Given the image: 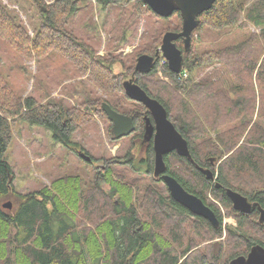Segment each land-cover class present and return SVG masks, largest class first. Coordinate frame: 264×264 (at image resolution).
Returning <instances> with one entry per match:
<instances>
[{
  "label": "trees",
  "instance_id": "obj_1",
  "mask_svg": "<svg viewBox=\"0 0 264 264\" xmlns=\"http://www.w3.org/2000/svg\"><path fill=\"white\" fill-rule=\"evenodd\" d=\"M29 2L33 37L19 13L0 0V45L35 59L38 68L59 57L70 64L66 68L70 79L87 76L103 95L95 89H80L81 83L70 89L65 84L62 98H52L46 81L43 92L37 86L38 100L24 97L13 89L0 63V264H229L256 245L264 247L259 211H235L226 194L227 189L233 190L264 210V0H217L198 17L189 51L185 52L183 39L175 42L183 52L179 75L167 62L160 66L163 58L156 60L149 74L135 71V66L141 55L155 57L165 33L182 31L180 12L162 18L142 0ZM96 5L102 12L115 10L128 17H133L131 10L152 15L155 27H150L128 59L113 54L126 41V27L122 28L124 36L114 39L117 43L109 55L99 57L95 48L99 38L89 35V31H98ZM77 16L87 34L83 38L73 28ZM252 26L259 33L250 31L232 44L207 46L199 41L205 29L220 32ZM118 65L122 71L115 73ZM159 70L169 81L158 76ZM132 77L165 107L169 120L189 144L193 161L172 152L164 157L166 173L214 211L218 228L162 192V179L151 176L153 139L147 145L146 159L136 162L129 150L124 163L106 161L105 172H94L90 181L68 175L27 194L14 190L7 151L13 127L20 120L46 129L56 144L76 146L79 154L92 159L89 165L94 158L72 142V136L92 120V114L108 124L107 132L116 141L104 103L134 119L131 140L143 137L146 120L153 123V119L144 105L126 95L123 83ZM120 163L129 173L141 174L146 168L143 172L150 183L141 186L135 179L129 183L128 177L114 170ZM198 167L211 170L215 180L207 179ZM209 194L237 222V227L227 228L225 240H221L222 210L210 201ZM10 197L16 198L15 207L4 209L3 201Z\"/></svg>",
  "mask_w": 264,
  "mask_h": 264
},
{
  "label": "rangeland",
  "instance_id": "obj_2",
  "mask_svg": "<svg viewBox=\"0 0 264 264\" xmlns=\"http://www.w3.org/2000/svg\"><path fill=\"white\" fill-rule=\"evenodd\" d=\"M1 1L8 8L19 13L29 30L30 36L33 37L31 25L34 15L30 13L32 8L29 0ZM241 1L252 3L255 0ZM94 13V22L95 26L98 27V31H89V35L90 39L95 37L99 38V43L95 46L97 56L99 57L108 56L110 48L115 46L114 44L117 43V39L125 35L126 41L124 45L115 50L113 54L125 60L128 59V57L133 55L141 46L142 41L148 35L150 27L153 29L155 27V18L152 15L145 16L137 13L134 14L132 10L130 14L133 15V17H128V13L124 15L117 13L115 10L102 12L100 7L96 5ZM79 17L80 16H77L75 18L73 28L76 34L83 38L87 36V34L86 32H82L83 24L80 22ZM123 27H126L124 35L122 33ZM250 31L259 33L260 30L253 26L248 30L233 28L220 32L205 29L199 41L201 44L207 46L232 44L244 38ZM98 33H100L99 36ZM115 38L117 39L114 40ZM160 58L163 57L161 56ZM165 62L167 61L163 58L160 66L164 65ZM0 63L13 89L23 94L24 97L33 96L38 100L39 92L37 86L42 91L46 81L48 89L53 92L52 98L63 96L64 93H62V90L65 86H68L70 89L81 83L82 84L79 85L80 89L85 87L86 90L95 89L97 95H103V92L92 84L87 76H81L75 79L71 77L72 79H70L69 72L66 69L69 68L70 64L59 57L53 61L46 60L42 62V68H38L35 59L23 57L12 48L0 45ZM210 70L211 69H208L206 72ZM114 71L115 73H119L122 71V67L119 65L115 66ZM158 76L165 81H169L164 77L161 70L158 71ZM35 77L38 83L35 82ZM91 117L92 120L87 125L73 134L72 142L78 143L81 148H84L94 158L93 165H89L88 162L80 157L76 146L70 148L62 144H56L53 142L54 140L51 138L50 132L46 129L39 126H31L27 121H18L13 127L14 137L7 151V160L14 173V190L19 194H27L39 190L44 186H49L53 180L68 175H80L90 181L93 178L94 172H105L106 161L116 159L119 160V162H123L122 159L126 157L129 150L135 155L136 162L140 159H146L147 145L152 139L149 135L147 126V122L150 120H146L143 137L137 138L136 140L134 139L133 141L128 136L129 138L127 139L114 141L107 132L108 124L100 117L93 116L92 114ZM114 170L128 177L130 180L128 182L132 184H134V182H132L134 179L137 182H142L139 184L141 186L151 180V178L143 172L146 168L142 170L141 174L136 172L129 173L120 163L115 166ZM153 172L151 175L152 177H154ZM162 187L164 188L162 189L163 193H169L164 182ZM104 188L109 189V185L105 184ZM210 196L212 197V195L209 194L210 201L216 204L217 202L213 201ZM15 201V197H10L9 199H5L3 203L11 202L14 208ZM229 227H237V222L233 217L226 215L224 217L223 215V237L221 240H225L226 230ZM204 245L205 244H203V246Z\"/></svg>",
  "mask_w": 264,
  "mask_h": 264
},
{
  "label": "water",
  "instance_id": "obj_3",
  "mask_svg": "<svg viewBox=\"0 0 264 264\" xmlns=\"http://www.w3.org/2000/svg\"><path fill=\"white\" fill-rule=\"evenodd\" d=\"M145 5L159 17L170 18L175 12H180L183 26L180 33L167 32L163 36L161 47L157 50L155 57L141 55L138 57L135 71L149 74L152 72L156 60L161 56L167 61L169 69L181 74L183 70V52L176 46L179 39L184 40L185 52L191 47L192 34L199 25L198 17L209 11L217 0H142ZM126 95L133 101L144 105L150 112L153 123L147 122L148 132L153 139L155 152L154 177L160 178L166 185L170 196L179 204L187 208L196 216L208 220L215 228L220 226V221L214 213L200 198L189 193L172 176L166 173V163L164 157L177 152L181 157H186L193 161L187 140L177 131L173 123L168 118L165 107L156 99L151 98L140 88L132 77L123 83ZM106 113L113 127L111 134L114 139L119 140L130 136L135 131V122L132 117L121 114L111 108L107 103L103 104ZM80 157L90 163L92 159L80 153ZM198 169L209 180H214V176L209 169ZM218 186V185H217ZM227 196L232 202L235 211L251 214L255 210L260 213L259 222L264 224V210L258 204L250 203L241 194L228 189ZM4 209L11 210V202L3 204ZM229 264H264V247L254 246L246 256H240L232 260Z\"/></svg>",
  "mask_w": 264,
  "mask_h": 264
},
{
  "label": "bare ground",
  "instance_id": "obj_4",
  "mask_svg": "<svg viewBox=\"0 0 264 264\" xmlns=\"http://www.w3.org/2000/svg\"><path fill=\"white\" fill-rule=\"evenodd\" d=\"M130 80V79H129ZM187 88V87H186ZM214 176V175H213ZM214 180H215V177H214ZM214 180H212V181H214ZM217 187H219V186H217ZM228 190V189H227ZM227 190H226V194H227ZM211 197V196H210ZM212 198V197H211ZM212 200L213 201H216L215 199H213L212 198ZM217 203V205L220 207V209L222 210V212H223V215H224V217H225V212H224V209H223V207L219 204V202L218 201H216ZM255 204V203H254ZM177 205V204H176ZM226 219V218H225Z\"/></svg>",
  "mask_w": 264,
  "mask_h": 264
},
{
  "label": "flooded vegetation",
  "instance_id": "obj_5",
  "mask_svg": "<svg viewBox=\"0 0 264 264\" xmlns=\"http://www.w3.org/2000/svg\"><path fill=\"white\" fill-rule=\"evenodd\" d=\"M80 155V154H79Z\"/></svg>",
  "mask_w": 264,
  "mask_h": 264
}]
</instances>
